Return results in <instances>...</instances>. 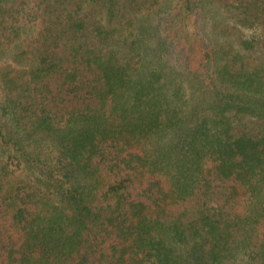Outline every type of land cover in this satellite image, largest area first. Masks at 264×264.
Here are the masks:
<instances>
[{
	"label": "trees",
	"instance_id": "16d2710c",
	"mask_svg": "<svg viewBox=\"0 0 264 264\" xmlns=\"http://www.w3.org/2000/svg\"><path fill=\"white\" fill-rule=\"evenodd\" d=\"M0 264H264V0H0Z\"/></svg>",
	"mask_w": 264,
	"mask_h": 264
}]
</instances>
